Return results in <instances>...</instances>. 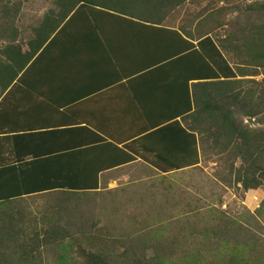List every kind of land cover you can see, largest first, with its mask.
<instances>
[{
	"label": "trees",
	"instance_id": "obj_1",
	"mask_svg": "<svg viewBox=\"0 0 264 264\" xmlns=\"http://www.w3.org/2000/svg\"><path fill=\"white\" fill-rule=\"evenodd\" d=\"M29 1L0 0V109L11 89L13 93L19 87L28 63L73 15H121L159 26L190 0H53L34 23L20 29L19 13ZM213 3L222 5L209 11ZM228 12L246 14L249 20L243 25L240 18L230 24L210 18ZM196 20L198 28L215 22L222 28L233 25V30L218 35L207 26L199 32H174L185 46L181 60L195 64L184 79L183 134L195 161L199 144L201 161L208 154L224 156L241 191L257 190L264 185V0L244 7L236 0H210ZM258 76L260 83L250 80ZM54 157L48 159L53 162ZM42 159L19 162V135L0 139V264H45L46 251L58 252L55 264L176 263L157 254L160 246L153 236L125 241L95 236L97 223L83 225L77 207L94 196L97 180H70L55 171L45 174ZM34 197L44 199L39 223L24 206ZM149 250L154 253L151 258L146 255ZM65 251L70 254H62ZM226 252L209 262L200 256L184 257L179 264H263L260 257Z\"/></svg>",
	"mask_w": 264,
	"mask_h": 264
},
{
	"label": "crops",
	"instance_id": "obj_2",
	"mask_svg": "<svg viewBox=\"0 0 264 264\" xmlns=\"http://www.w3.org/2000/svg\"><path fill=\"white\" fill-rule=\"evenodd\" d=\"M197 16L174 12L156 26L121 15H73L11 89L0 109V139L19 135V162L44 158L45 174L96 179L95 196L197 170L199 144L195 161L180 123L184 79L195 64L181 60L185 46L174 32L227 28L217 27L216 15L198 28Z\"/></svg>",
	"mask_w": 264,
	"mask_h": 264
},
{
	"label": "rangeland",
	"instance_id": "obj_3",
	"mask_svg": "<svg viewBox=\"0 0 264 264\" xmlns=\"http://www.w3.org/2000/svg\"><path fill=\"white\" fill-rule=\"evenodd\" d=\"M209 1L190 0L179 7L175 14H202ZM256 1L236 0L238 6L242 7ZM52 2L30 0L23 4L18 28L25 29L34 23L46 9L52 7ZM221 5L213 3L209 11ZM218 18L229 24L235 18H240L243 25L249 20L246 14L237 12H228ZM226 27L221 30H233V25ZM222 34L218 32V35ZM250 80L260 83L262 76ZM207 156L197 170L183 172L167 181H137L134 191L118 188L82 199L77 209L83 225L96 222L97 226L92 231L95 236L103 238L125 241L153 236L155 244L160 246L157 254L175 264L181 263L184 257L199 256L209 262L221 252L222 246L227 252H221L219 257L224 252L237 253L249 258L260 257L264 264V185L257 190L242 192L240 185L235 184L234 177L229 175L226 158ZM234 166H238V163ZM143 192L145 195H142ZM24 206L34 214L37 223L41 222L38 218L44 208L43 198H30ZM221 240L223 245H219ZM57 253L46 251L43 254L44 263L55 264ZM62 254L68 256L70 253L65 251ZM153 254L152 250L146 253L149 258Z\"/></svg>",
	"mask_w": 264,
	"mask_h": 264
}]
</instances>
